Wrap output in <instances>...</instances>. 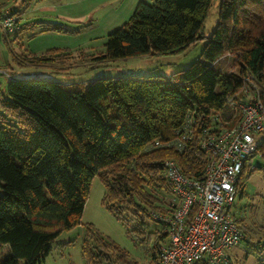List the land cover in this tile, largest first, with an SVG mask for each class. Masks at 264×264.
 I'll return each mask as SVG.
<instances>
[{"label": "trees", "instance_id": "obj_1", "mask_svg": "<svg viewBox=\"0 0 264 264\" xmlns=\"http://www.w3.org/2000/svg\"><path fill=\"white\" fill-rule=\"evenodd\" d=\"M210 4L139 0L127 21L107 34L104 49L79 60L103 65L179 50L201 37ZM38 26L41 32H74L59 23ZM225 55L238 72L217 70ZM71 59L72 52L52 48L24 61L59 64L63 70ZM9 75L0 94V248L8 249L0 264H42L60 233L80 224L94 176L105 187L102 204L118 219L130 210L145 212L141 204L151 212L167 207L156 193L164 196L161 191L170 189L166 158L187 177L203 178L207 155L199 136L212 113L223 111L230 98L244 97L245 85L264 103V0H219L218 20L201 57L170 77H98L66 84ZM188 118L192 131L183 149L153 146L156 140L163 144L189 132ZM257 151L264 160V138ZM246 169L237 179V194ZM98 246L94 254L85 243L86 264H110L112 253L120 264H134L118 248L110 245L114 252H109L101 241ZM159 253L160 248L153 255L155 264Z\"/></svg>", "mask_w": 264, "mask_h": 264}, {"label": "rangeland", "instance_id": "obj_2", "mask_svg": "<svg viewBox=\"0 0 264 264\" xmlns=\"http://www.w3.org/2000/svg\"><path fill=\"white\" fill-rule=\"evenodd\" d=\"M137 1L139 0H43L42 3L32 2L28 8L22 0L14 2V8L24 17L27 14L30 17L55 20L54 23L61 22L60 24L65 28L74 31L72 34L67 33L64 39L71 43L67 46L73 47L68 49L72 52V59L68 67L63 70L58 68L59 64L22 65L18 62L21 60V52L17 44L4 45L2 36L6 33L0 29V94L3 93L7 80L10 79L9 73L17 79L38 77L66 84H83L98 77L130 75L170 77L201 57L203 46L218 20L219 0H211L207 17L203 22L201 37L179 50L119 58L103 65H95L89 60L80 61L79 56L82 54L104 49L103 43L107 34L127 21ZM146 1L151 3L153 0ZM45 5H56V7L53 6L52 10L43 9ZM72 9L77 15L74 20L79 21L75 26L74 23L58 17L59 14ZM90 38L94 39L92 40L94 43L88 41ZM44 51L45 49L42 53ZM216 68L222 73L238 72L230 55L220 57ZM256 137L261 140L264 138V133ZM260 153L261 151L255 153L254 169L243 171L240 182L242 193L236 195L232 206L231 212L242 226L243 238L236 246L227 250V255L230 257L229 264H264V160ZM104 192L103 183L98 176H94L90 182L80 224L60 233L51 244L50 251L42 264H86L85 243L95 254L99 248V241L118 248L125 254L128 262L155 264L153 255L157 249L165 245L166 238H160L163 228L149 216L151 207L141 204L145 212L137 211L134 214V211L130 210L118 219L102 204ZM161 192L164 196L159 192L156 193L164 199L168 196L169 189ZM111 246L108 250L114 252ZM7 251V247L2 246L0 257ZM111 256L114 261L110 264H120L115 253Z\"/></svg>", "mask_w": 264, "mask_h": 264}, {"label": "built area", "instance_id": "obj_3", "mask_svg": "<svg viewBox=\"0 0 264 264\" xmlns=\"http://www.w3.org/2000/svg\"><path fill=\"white\" fill-rule=\"evenodd\" d=\"M12 11L0 8V29L6 34L19 21ZM247 79L253 88H259L256 80ZM243 91L244 97L230 98L224 110L212 113L211 122L202 127L199 145L207 155L202 179L187 177L173 159L163 162L170 188L167 207L151 212L166 236L159 264H228L227 250L243 236L242 226L231 212L236 182L244 167L253 168L259 143L256 135L264 133V103L246 85ZM187 120L189 132L163 144L156 140L153 146L183 149L192 131V119Z\"/></svg>", "mask_w": 264, "mask_h": 264}, {"label": "crops", "instance_id": "obj_4", "mask_svg": "<svg viewBox=\"0 0 264 264\" xmlns=\"http://www.w3.org/2000/svg\"><path fill=\"white\" fill-rule=\"evenodd\" d=\"M16 1L17 0H0V7L6 6V7L13 9V11H14L16 9L14 8L13 4ZM44 1H46V0H44ZM22 2L28 8V6L32 2L42 3L43 0H22ZM53 6L56 7V5H45L42 8L52 10ZM16 11L18 12V18H19L17 27L13 32H10V33H7L6 35H3L2 36V42L6 46L8 45V43L9 44H14V43L17 44V47L19 48V50L21 52L20 58H21V62H22L21 64L22 65H26V64L30 65L29 63H27V61L25 62L24 60L27 59V57H31L33 55L41 54L44 49L47 50V49H52V48H58V49H63V50L69 51L68 49L73 48V47L67 46V45L71 44L70 42H68V40H64L66 38L67 33L54 32V31H42V32L40 31V27L38 26V22L54 23L55 20L49 21L46 19H41L39 17H30L27 14H25V17H24L20 13V11H18V10H16ZM24 13H25V10H24ZM76 16L77 15L74 14L73 9L69 12H65V13L58 15L59 18L67 20V21H69V23H74V26L76 25V23L79 22L78 20H74V18H76ZM67 39H69V38H67ZM92 40H94V39H91V38L88 39V41H90V43H94V41H92ZM58 43L62 44V45H57Z\"/></svg>", "mask_w": 264, "mask_h": 264}]
</instances>
